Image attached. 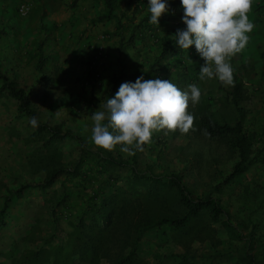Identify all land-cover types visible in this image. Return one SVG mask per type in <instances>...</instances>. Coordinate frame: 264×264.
<instances>
[{"label": "trees", "instance_id": "16d2710c", "mask_svg": "<svg viewBox=\"0 0 264 264\" xmlns=\"http://www.w3.org/2000/svg\"><path fill=\"white\" fill-rule=\"evenodd\" d=\"M132 1L125 0V8L129 9ZM116 2L102 0L105 11L96 19L112 18ZM260 2L255 3V9L263 5L264 2ZM77 4L78 0H70L67 6L75 9ZM168 6L172 8L173 3L168 2ZM257 16L260 18L257 26H264L263 15ZM47 26L43 25V36L32 38L38 43L35 68L39 76L28 88L19 85L14 75L8 73L12 67H3L0 59V96L7 95L14 102L9 128L15 135L20 132L14 122L23 117L28 120L36 117L35 101L49 96L53 75L57 74L58 68L54 67L55 73L50 75L51 69L46 64L49 56L43 46L50 40L51 30ZM137 26L142 29L147 24L138 23ZM117 28L120 35L122 28ZM2 32L4 27L0 28V34ZM132 36L133 33L127 39L129 42L134 41ZM174 49L173 43L166 44L158 60L172 54ZM85 61L82 75L72 81L81 87V92L99 79L103 70V63L96 53ZM156 63L146 70L121 71L114 77V85L122 81L135 82L140 76L145 80L170 79L167 74L159 73L162 68L156 67ZM192 66L197 67L195 75H199L200 65L188 64L189 68ZM182 68L187 74L186 65ZM63 71L69 75L72 73L71 70ZM181 74L176 73L175 79ZM185 74L179 78L184 86L191 82L195 84L192 79H197L200 84L204 82L195 75L186 79ZM260 78L264 84V69ZM217 81L220 105L240 107V115L244 116V109L239 105L240 100L247 98L244 81L235 74L232 86ZM114 85L105 98L115 96L119 87ZM81 92L70 99L73 106H79L78 100H83ZM210 93L212 90L208 89L203 95L204 100L195 104V111L191 112L196 117L194 127H198L204 137L223 142L234 161L231 169L203 195L191 192L182 172L155 174L150 167L140 166L143 152L136 150L134 155L126 156L120 152L121 145L113 151L98 147L62 116L52 123L38 120V127L20 135L21 140L29 145L25 151L27 173L15 184L3 183L0 233H5L13 220L15 208L23 201H30L32 196L41 197L48 203V208L31 216L24 228L12 232L9 242L0 246V264H161L162 258L163 264H196L193 261L195 252L191 250L193 241L207 242L211 251L202 255L207 259L206 264H220L218 245L222 239L217 232L222 228L226 233L230 230L235 236L242 237V231L232 222L220 195L231 182H240L235 181L236 177L240 179L252 164L260 161L264 165V95L260 96L262 123L250 130L244 127L240 117L230 122L221 110L211 109L209 104L213 95ZM205 129L209 135L204 134ZM166 138L163 130L154 133L151 144L144 145V149L148 147L156 153L162 152L167 145ZM65 140L73 141L74 146L71 150L74 157L66 162L61 159ZM259 206L264 209V203ZM257 219L251 223L253 232L261 221ZM45 224L50 227L46 233ZM176 244L183 249L168 252ZM160 248L166 249L158 250Z\"/></svg>", "mask_w": 264, "mask_h": 264}, {"label": "rangeland", "instance_id": "374dc122", "mask_svg": "<svg viewBox=\"0 0 264 264\" xmlns=\"http://www.w3.org/2000/svg\"><path fill=\"white\" fill-rule=\"evenodd\" d=\"M24 1L28 2L30 10L25 16H20L16 7L19 3ZM69 1L70 0H0V28L4 27V32L0 34V59L3 61V67H12V71H8V73L14 75L19 85L28 88L39 76L35 68L37 61L35 56L37 54L33 51L36 50V44L38 43L35 39L32 40V38H40L44 35L42 31L43 25L48 24L47 28L49 27L51 29L52 26H49L48 19L54 20L56 15L60 13L61 10H64V7H66V9H74V7L67 6ZM260 1L261 0H254L252 11L249 13V17L255 25L253 31L248 33L250 36L249 42L242 52L235 55L230 61L234 68V74L244 81V89L247 98L239 102V105L244 109V116L240 115V107L236 109L227 105H220V91L218 87L216 88L218 84L216 80L214 85H211L212 83L209 79L204 80L207 87L213 88L212 94L210 93L213 95V98L210 101L209 107L211 109L221 110L223 115L226 116V120L230 122H233L236 117H240L244 127L250 130L256 129L262 123V104L260 103V96L264 95V84L262 83L260 75L264 69V43L254 42L258 34L261 37L264 36L262 35L264 29L260 30L257 26L260 19L257 14L264 15V3L262 6L255 9V3ZM262 1L264 2V0ZM76 18V16H70L68 20L74 24L75 21L73 20ZM53 23L55 22L51 24ZM262 27L264 28V26ZM30 28L32 30H29ZM62 32L63 31L59 34L60 37L63 36ZM70 32L72 33V31ZM52 33L53 32H49V35ZM87 34L78 38L80 42H76L77 45L81 46V43H88L89 45L86 51L91 53V55L96 53V57H100L101 60L105 52V39L95 38L91 33L89 35ZM100 45H103L101 49H99ZM174 46L175 49L169 58L172 57V62H175L176 65L170 64L171 71H169L167 75L170 76L173 83L183 90L186 89L189 84L193 83L191 82L188 83L187 86H184L183 82L179 80L180 76L185 74L182 67H185V65L187 67V74L184 75L187 79L195 75V70L197 68L195 66L189 68L188 64L194 62V64L201 66L204 60L196 52L194 45L190 46L188 50H182L178 44H174ZM59 52L60 56H66L67 54L64 49H59ZM84 52L85 51H74V54L78 55ZM194 55L197 57H194ZM47 62L49 65L48 68L51 69L50 75L55 73L53 71L54 67L58 68L59 66L57 72H61L60 68H63V66L49 62V58L46 63ZM181 65L183 66L181 67ZM80 67V64L77 63L71 71L74 73L80 72ZM176 73H182L177 76V80L175 79ZM198 76V74L195 75L196 78ZM192 80H194L197 85V79ZM198 85H200V89L204 91V84L198 83ZM65 87L66 91L64 90ZM203 91L200 101H203L205 98L203 95L206 93ZM76 94L75 84L69 79H66L65 76H60L59 79L53 81L49 96L35 101L37 104L36 117L39 121H48L49 123L57 121L59 116L65 117L70 120L71 125L77 131L83 133L91 141V127L93 124L91 119L93 114L92 106L87 103L85 98L81 102L78 100L79 106H73L68 100H73ZM6 96L7 95L0 96V194L4 190V182L7 184H15L21 180L23 174L27 173V152L25 151L29 148V145L21 140L20 135L28 133L34 128L29 123L28 117H23L14 122L16 129L20 132L19 135H15L10 131L9 125L13 119L14 102L11 98H7ZM99 106H97V110H99ZM194 108L195 105L190 104L188 109L189 112H192ZM194 123H196V117ZM195 129V131L190 130L187 134H182L179 130L176 132H167L165 134L167 137L165 149L162 152L156 153V151L147 147L140 155L139 160L140 166L143 168L150 167L155 174L182 172L185 175L184 181L187 183L191 192L203 195L212 189L213 183L221 175L227 173L231 169L234 157L229 154L223 142L206 138L200 133L198 127H195ZM72 142L71 140H65L63 142V156L61 159L64 162L74 157L73 151H71L72 148L74 149ZM121 153L126 156L128 155L123 152ZM237 180H240V182H231L228 186H225L220 196L229 212L232 222L242 231L243 236L241 238L238 236L235 237L237 240H241L235 243L238 249L233 250L229 255L231 256V260H227V262L222 261L223 263H221L249 264L250 262L262 264L264 263V254H257V250H254L256 255L248 254L246 247L248 238L252 233L256 234L258 232L262 235L259 241H263L264 239V209H262L261 206L257 207V205L264 203V165L261 164L260 161L252 164L249 170H247L240 179L236 177L235 181ZM32 197L30 201H23L21 206L15 208V214L12 216L13 220H11L9 226L4 231L5 233H0V246L9 242L13 231L24 228L27 224L26 221H29L31 216L39 211L43 213V210L48 208V203L42 201L41 197ZM247 217H249V219H247ZM257 218H260L261 221L258 226H255L253 232L251 223H255ZM41 219L43 220V216ZM49 228L50 227L45 224L44 232H48ZM221 229L219 233L217 232L218 237L222 238V241L218 245L220 259L225 257V253L221 254V252L226 251L227 246L230 247L232 244V241L229 240V236H235L230 230L226 233L225 230ZM255 241H257V238ZM191 246V250L195 252V254H193L195 255L193 261H195L196 264H206L207 259L203 258L202 255H208L211 251L207 242L193 241ZM164 249L166 248H160L158 250L164 251ZM169 249L168 252L175 249L182 250L183 248L176 244ZM160 262H162L161 264L165 263L164 258H162ZM173 263L174 262H172V264ZM156 264L158 263L156 262Z\"/></svg>", "mask_w": 264, "mask_h": 264}, {"label": "clouds", "instance_id": "9594fccd", "mask_svg": "<svg viewBox=\"0 0 264 264\" xmlns=\"http://www.w3.org/2000/svg\"><path fill=\"white\" fill-rule=\"evenodd\" d=\"M184 29L171 37L182 50L195 46L204 60L199 79L216 78L224 86L234 85L231 59L242 52L255 27L249 17L254 0H180ZM150 23L159 25V18L169 10L167 0H148ZM201 89L189 84L181 89L171 79L138 77L135 82H123L115 96L100 104L92 116L91 141L98 147L134 155L143 152L160 131L187 134L195 131L194 115L189 106L198 104ZM29 123L38 127L32 116ZM209 135L207 130H203Z\"/></svg>", "mask_w": 264, "mask_h": 264}, {"label": "crops", "instance_id": "0c3cea01", "mask_svg": "<svg viewBox=\"0 0 264 264\" xmlns=\"http://www.w3.org/2000/svg\"><path fill=\"white\" fill-rule=\"evenodd\" d=\"M115 1L117 2L115 3L116 6L113 9L114 16L110 19H96L100 13L105 11L102 0H78V4L75 9H66V7H64V10H61L60 13L56 15L54 20L48 19L49 24L52 25L50 32L53 33L50 34V40L44 43L43 47H45V51L48 52L49 62L63 66V68H60L61 72H57L56 75H53L54 81L59 79L60 76H65L66 79L73 81L75 77L82 75L84 68L86 67L85 60L91 55V53L86 51L88 49V43H81L82 47L77 45L76 42H80L78 41V38L82 37L84 34L86 35L88 33L87 35H89L91 33L95 36V38L105 39V52L101 59L103 63L101 77L94 81L92 85L85 86L82 90L83 92H81V87L79 88L78 84H75L76 92H81L83 99L85 98L87 103L92 106L91 108L93 113L97 110V106L106 103L107 99H109L105 97L112 85H114V77L121 71L129 73L135 68L146 70L150 68L153 63L157 62L155 66L162 68L159 73H169V71H171L170 64L176 65L175 62H172V57L169 58L171 54H166L164 58L162 57L159 60L158 55L161 53L166 44H176L171 37L178 29L186 28V25L182 20L184 12L180 0H167V3H173V7H169V10L162 14L159 18V25L151 24L149 22L151 13L149 11L150 6L148 0H133L129 9L125 8V0ZM70 16L77 17L73 20L75 21L74 24L69 22L68 19ZM52 22L55 23L51 24ZM138 23L144 25L147 24V26L141 29L137 26ZM117 27L122 28L120 35L117 32ZM261 27L262 26H258V29ZM61 31H63L62 37L59 35ZM70 31H73L74 33H71ZM132 33L134 41L129 42L127 39ZM262 35H264V33H262ZM137 36L140 37L137 38ZM262 37L258 34L254 42L264 43V36ZM59 49L66 50V56H60ZM33 51L35 52L36 50ZM74 51L85 52L75 55ZM37 58L38 56L36 55L35 59L37 60ZM77 63L81 66L80 72H72L69 75L63 71V69H66V71L72 70ZM46 64L48 65V62ZM215 80L217 81L216 78L210 80L212 83L211 85L215 84ZM122 83L123 81L120 84H115V88L119 87ZM203 84L205 93L208 92V88L213 90L212 87H207L206 83L203 82ZM64 90L66 91V87ZM68 101L70 102V99ZM81 101L82 100H80V102ZM261 236L262 235L257 232L256 234L252 233L251 237L248 238V244L246 247L248 254L256 255L254 250H257V254H264V239L263 241H259ZM229 237L232 244L230 247L227 246L226 251L221 252V254L225 253V257L221 259L219 258L220 264L224 261L227 262V260H231V256L229 255L233 252V250L238 249L235 243L241 240H237L235 238L236 236ZM256 238L257 241H255ZM249 264L254 263L249 262Z\"/></svg>", "mask_w": 264, "mask_h": 264}, {"label": "built area", "instance_id": "2783aa9c", "mask_svg": "<svg viewBox=\"0 0 264 264\" xmlns=\"http://www.w3.org/2000/svg\"><path fill=\"white\" fill-rule=\"evenodd\" d=\"M30 10V6L27 2H21L18 5L17 11L20 15H26ZM103 47V45L99 46V49H101Z\"/></svg>", "mask_w": 264, "mask_h": 264}]
</instances>
